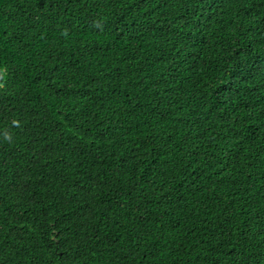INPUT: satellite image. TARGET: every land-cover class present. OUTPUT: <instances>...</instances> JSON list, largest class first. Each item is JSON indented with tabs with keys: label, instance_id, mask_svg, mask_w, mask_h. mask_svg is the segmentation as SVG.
<instances>
[{
	"label": "trees",
	"instance_id": "trees-1",
	"mask_svg": "<svg viewBox=\"0 0 264 264\" xmlns=\"http://www.w3.org/2000/svg\"><path fill=\"white\" fill-rule=\"evenodd\" d=\"M0 264H264V0H0Z\"/></svg>",
	"mask_w": 264,
	"mask_h": 264
}]
</instances>
